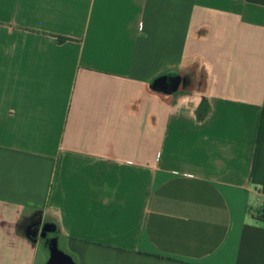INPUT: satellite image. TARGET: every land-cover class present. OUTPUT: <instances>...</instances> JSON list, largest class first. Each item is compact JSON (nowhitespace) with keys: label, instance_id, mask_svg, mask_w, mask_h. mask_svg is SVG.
Listing matches in <instances>:
<instances>
[{"label":"crops","instance_id":"obj_1","mask_svg":"<svg viewBox=\"0 0 264 264\" xmlns=\"http://www.w3.org/2000/svg\"><path fill=\"white\" fill-rule=\"evenodd\" d=\"M263 204L264 0H0V264H264Z\"/></svg>","mask_w":264,"mask_h":264},{"label":"water","instance_id":"obj_2","mask_svg":"<svg viewBox=\"0 0 264 264\" xmlns=\"http://www.w3.org/2000/svg\"><path fill=\"white\" fill-rule=\"evenodd\" d=\"M197 64L183 70H178L175 74L165 75L164 79L168 78L167 86L164 91L159 88V81L162 77L154 78L147 84V91L151 94L164 96L166 102H171L175 106L180 99H194L195 95H204L207 83V75L204 72L197 73ZM40 228V229H39ZM37 237L31 238L26 234V237L38 242L41 253L44 257L43 264H76L72 256L65 251V241L60 234V230L51 221H45L34 230V235Z\"/></svg>","mask_w":264,"mask_h":264},{"label":"flooded vegetation","instance_id":"obj_3","mask_svg":"<svg viewBox=\"0 0 264 264\" xmlns=\"http://www.w3.org/2000/svg\"><path fill=\"white\" fill-rule=\"evenodd\" d=\"M44 222L45 221H41L40 218H36V217H33V218L29 219V220H25L22 223V229H23L24 234L25 235L27 234L31 238L37 237V234L34 235V230L39 225L41 226Z\"/></svg>","mask_w":264,"mask_h":264},{"label":"trees","instance_id":"obj_4","mask_svg":"<svg viewBox=\"0 0 264 264\" xmlns=\"http://www.w3.org/2000/svg\"><path fill=\"white\" fill-rule=\"evenodd\" d=\"M263 210H264V204L257 211L254 212L253 214L254 220L260 223H264V216L260 214Z\"/></svg>","mask_w":264,"mask_h":264},{"label":"built area","instance_id":"obj_5","mask_svg":"<svg viewBox=\"0 0 264 264\" xmlns=\"http://www.w3.org/2000/svg\"><path fill=\"white\" fill-rule=\"evenodd\" d=\"M260 214H262L264 216V210Z\"/></svg>","mask_w":264,"mask_h":264}]
</instances>
